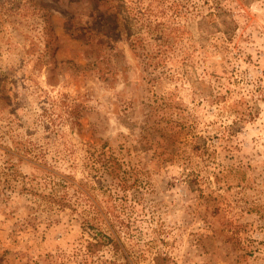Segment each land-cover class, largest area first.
Returning <instances> with one entry per match:
<instances>
[{
    "label": "rangeland",
    "instance_id": "obj_1",
    "mask_svg": "<svg viewBox=\"0 0 264 264\" xmlns=\"http://www.w3.org/2000/svg\"><path fill=\"white\" fill-rule=\"evenodd\" d=\"M0 264H264V0H0Z\"/></svg>",
    "mask_w": 264,
    "mask_h": 264
},
{
    "label": "trees",
    "instance_id": "obj_2",
    "mask_svg": "<svg viewBox=\"0 0 264 264\" xmlns=\"http://www.w3.org/2000/svg\"><path fill=\"white\" fill-rule=\"evenodd\" d=\"M210 16H211V13H210ZM104 169H105L104 173H108V174H110V175H112V176H116V175L118 174V173H116V175L114 174L116 167H114V166L111 165V164L105 166ZM116 177H117V176H116Z\"/></svg>",
    "mask_w": 264,
    "mask_h": 264
}]
</instances>
